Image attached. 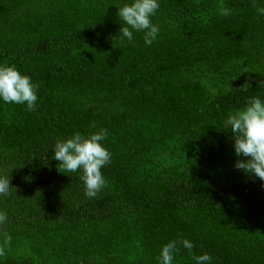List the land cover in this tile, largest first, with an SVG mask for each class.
I'll list each match as a JSON object with an SVG mask.
<instances>
[{"label": "trees", "instance_id": "trees-1", "mask_svg": "<svg viewBox=\"0 0 264 264\" xmlns=\"http://www.w3.org/2000/svg\"><path fill=\"white\" fill-rule=\"evenodd\" d=\"M132 2L0 0V64L39 85L34 111L0 98V264H160L170 241L173 264H264V181L235 167L225 123L264 102V0H158L150 46L120 34ZM101 129L111 162L88 198L54 145Z\"/></svg>", "mask_w": 264, "mask_h": 264}, {"label": "clouds", "instance_id": "clouds-1", "mask_svg": "<svg viewBox=\"0 0 264 264\" xmlns=\"http://www.w3.org/2000/svg\"><path fill=\"white\" fill-rule=\"evenodd\" d=\"M160 7L158 0H133L132 3L119 5L118 16L123 21L120 29L122 37L129 41L133 39V31L144 32V40L151 45L159 32L157 25L150 17L155 15ZM264 15V7L257 8ZM230 9L220 6L223 16L229 15ZM39 85L33 83L31 77L22 74L15 65L7 62L0 64V98L6 103L27 104L28 111H34ZM226 126L234 133V148L236 155L248 159H238L235 167L246 173L254 174L264 181V102L259 97H250L247 106L234 113H229ZM106 129L90 135L76 132L67 139L58 138L54 145V158L59 162L58 171L71 173L82 170L81 180L85 185V195L95 198L106 187L102 168L111 162V153L102 145L107 137ZM11 182L8 176L0 175V196L10 194ZM7 222L6 213L0 212V226ZM10 237L4 234L0 243V256L5 255V246H9ZM184 248L191 251L193 243L188 239L180 241ZM179 251L176 241H170L162 247L160 264H173L174 253ZM196 264H207L212 260L208 253L194 257Z\"/></svg>", "mask_w": 264, "mask_h": 264}]
</instances>
